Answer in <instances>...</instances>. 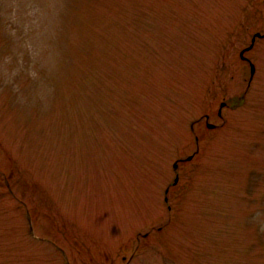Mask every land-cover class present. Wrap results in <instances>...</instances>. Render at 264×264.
Returning a JSON list of instances; mask_svg holds the SVG:
<instances>
[{
    "label": "rangeland",
    "instance_id": "rangeland-1",
    "mask_svg": "<svg viewBox=\"0 0 264 264\" xmlns=\"http://www.w3.org/2000/svg\"><path fill=\"white\" fill-rule=\"evenodd\" d=\"M255 32L264 0H0V264H264Z\"/></svg>",
    "mask_w": 264,
    "mask_h": 264
},
{
    "label": "water",
    "instance_id": "water-1",
    "mask_svg": "<svg viewBox=\"0 0 264 264\" xmlns=\"http://www.w3.org/2000/svg\"><path fill=\"white\" fill-rule=\"evenodd\" d=\"M260 35H262L260 32L255 33V35L253 37V42L255 41L256 36H260ZM252 46H253V43H251L248 47H246L245 49H243L241 51V55L244 56V51L247 50V49H250ZM254 71H255V65L253 63H251V72H252V75L254 74ZM208 125L209 126H214V124H212L210 122H208ZM189 158H191V156Z\"/></svg>",
    "mask_w": 264,
    "mask_h": 264
}]
</instances>
